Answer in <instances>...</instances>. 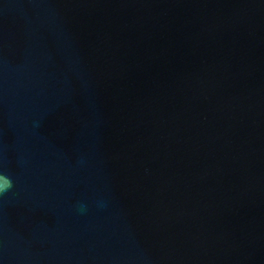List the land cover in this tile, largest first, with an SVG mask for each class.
<instances>
[{
  "label": "water",
  "instance_id": "95a60500",
  "mask_svg": "<svg viewBox=\"0 0 264 264\" xmlns=\"http://www.w3.org/2000/svg\"><path fill=\"white\" fill-rule=\"evenodd\" d=\"M0 264H264V0H0Z\"/></svg>",
  "mask_w": 264,
  "mask_h": 264
},
{
  "label": "clouds",
  "instance_id": "9594fccd",
  "mask_svg": "<svg viewBox=\"0 0 264 264\" xmlns=\"http://www.w3.org/2000/svg\"><path fill=\"white\" fill-rule=\"evenodd\" d=\"M12 187V181L7 176H0V190L7 191Z\"/></svg>",
  "mask_w": 264,
  "mask_h": 264
}]
</instances>
